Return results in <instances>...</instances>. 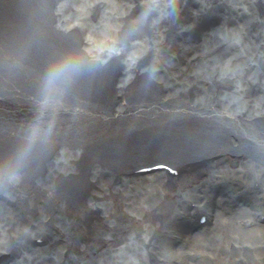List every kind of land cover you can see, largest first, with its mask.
<instances>
[{
	"label": "bare ground",
	"instance_id": "6f19581e",
	"mask_svg": "<svg viewBox=\"0 0 264 264\" xmlns=\"http://www.w3.org/2000/svg\"><path fill=\"white\" fill-rule=\"evenodd\" d=\"M41 2L54 20L52 28L76 47L69 53L125 62L145 58L154 51L166 53L171 67L158 74L173 82L164 90L153 88L155 100L129 103L125 98L127 102L122 104L126 115L120 108L116 110L115 125L122 124L119 129L127 127L137 137L140 132L138 139L127 136V141L118 130L88 127L86 132L97 133L95 139L78 143L64 140L60 143L64 147H58L55 155L51 150L57 148L56 144H47V134L53 129L36 127L32 115L25 113L22 97L14 101L20 99L21 106H15L8 104L6 93L0 95V106L12 109L6 118L30 123L37 134H19L20 139L37 145L39 156L47 158L53 174L62 168L65 171L62 177L55 175L58 178L51 174L40 193L24 183V178L32 184L38 178L15 166L14 162L21 161L0 148V256L3 252L9 256L0 264H264V13L258 11V4H264V0ZM204 39L245 45L246 49L240 51L234 46L215 50L217 56L234 55L229 64L242 60L244 67L210 75H231L234 85L230 81H220L222 86L213 87L186 85L198 79L191 61L176 64L173 53L161 47L177 42L188 57L195 53L193 45ZM256 41H260L257 46L251 43ZM0 65H6L1 51ZM147 67L153 69L155 65ZM133 72L138 75L140 69ZM153 73L154 69L150 75ZM6 75L0 67V82ZM135 82V95L141 96L139 82ZM51 83L49 80L45 86ZM43 86H38L36 94L40 101L50 97ZM0 88L7 94L16 91L5 84ZM65 93L63 90L56 100L57 110L78 116L79 111L65 102ZM171 97L173 100L168 99ZM79 104L86 101L82 98ZM78 117L79 121L89 119L88 115ZM11 131L4 133L10 135ZM99 143L104 151L96 153L93 148ZM159 161L167 163L173 174L161 169L143 172ZM88 162L98 168L103 165L98 175L87 177L95 171ZM8 171L19 175L20 185L6 178ZM68 176L73 177L72 182ZM60 187H69L75 193L69 188L59 191ZM2 196L18 199L22 207L4 203ZM52 202L62 207L57 226L50 230L40 226L35 231L38 236L33 237L34 245L23 246L13 237L17 231L11 228L18 227L23 219L17 210L48 226ZM57 215L55 212L52 216ZM201 215L206 217V224L198 226ZM20 229L26 234L24 228Z\"/></svg>",
	"mask_w": 264,
	"mask_h": 264
},
{
	"label": "water",
	"instance_id": "95a60500",
	"mask_svg": "<svg viewBox=\"0 0 264 264\" xmlns=\"http://www.w3.org/2000/svg\"><path fill=\"white\" fill-rule=\"evenodd\" d=\"M41 1L42 0H0V51L6 61V65H0V67L1 70L7 74L6 79H3L0 84L14 87L16 90L13 94H7V91L4 92L3 88H0V95L6 93L4 97L10 99L8 101L9 105L10 103H14L15 106H21L19 102H21L20 99H23L25 103L22 104L26 107L25 113L27 116L30 114L33 116H31L30 119L37 125L36 127H49L53 129L47 134L50 141L47 140V144L51 146H53L52 144H56L57 146V148L53 146L51 150L53 155L59 153L58 150L60 149L58 147H64V145L60 146V143L64 140L78 143V141H82V139L86 138L88 140L95 139L97 133L86 132V128L88 127L99 128L101 131L105 132L118 130L120 136L127 141L129 140L128 138H132V140H134V138L138 139L140 132H138L139 135L137 137L136 133L128 131L127 127L119 129V127H122V124L115 125V121L117 120L115 112L120 108V112L126 115L124 112L125 108H123L124 105L122 104L124 101L127 102L125 98L130 100L129 103L149 101V98L155 100L156 97H153V88L157 89L158 87L164 90V88L170 87V82L172 83L173 80H165L158 74L159 72L169 70L171 67V64L168 63L165 56L166 53L161 55L154 51L152 55L145 56V58H134L132 62H125L124 59L117 58L102 59L91 54L69 53L70 51L76 50V47L67 41L68 39L65 35L55 30V27L54 29L52 28V22H54V20L49 15L48 11H45L42 7ZM263 8L264 4L260 2L258 4L259 13H264L262 10ZM259 42L260 41L251 43L257 46ZM262 42L264 44V41ZM218 44H223L224 47H220ZM218 44L217 42H210V39L208 41L207 39L201 40L199 43L193 45L195 53H193V55L189 53L187 55L188 57H186L185 51L180 50L182 46H179L180 44L177 42L164 44L161 47H164L166 52L171 51L173 53L178 59L176 64L186 62L187 59L191 61L193 70L197 73L198 79H196V81L187 82L185 83L186 85L194 87H203L204 85L206 87L222 86L223 83H220V81H230V83L234 85L235 78H232L231 75L223 76V78H212L210 75L211 72L214 71L228 73L237 67H244V65L241 64L242 60L241 62L237 61L233 64H229V62L233 60L234 55L228 56L221 53L220 56H217L215 50H227L234 46L240 51V49H246L245 45L241 46L240 43L236 41L229 43L221 42ZM64 62H69V66L61 73L54 74L53 69ZM151 64L156 67L153 68L156 73L152 75L150 74L153 69L147 67ZM246 64H249V62ZM157 65L165 66L167 69L159 71ZM134 69H140L138 75L134 74ZM146 75H148V78L145 79ZM192 76L193 72L190 71L189 77ZM135 77L139 78V80ZM49 80L52 81V83L45 86ZM135 81L139 82L141 96L135 95L136 92H134L133 89V86L136 85ZM43 84V92L49 93L50 97L46 96V98H44L45 101H40L38 100L39 96L36 94L38 92V86H42ZM53 85H55V87H53ZM63 90L68 96L65 102L74 107V110L79 111L78 116L88 115L89 119H87V121H79V117L73 112L67 111L62 114L57 110L55 105L57 103L56 100H58V96ZM144 90L147 91L145 92ZM119 97L121 99L118 101ZM18 98H20L19 102H14L18 101ZM82 98L86 101L85 105L79 104ZM168 99L173 100V97ZM60 102L62 104L64 100ZM6 107L7 106H0V120L2 117L4 118L0 121V135H5L4 137H0L1 152L20 160V163L14 162V164H16L15 166L21 170L25 171L26 169L28 170L27 172L30 171L33 176L38 178V182L35 184H32L27 178H24V183L30 184L34 189L37 188L40 193H43L47 186H42L46 184V179L51 178L53 170L47 167V158L39 156L40 153L38 151L40 150H36L35 148L37 145H32L25 139H20L19 134L25 137H37L35 136L37 134L33 131L34 129L30 128L31 124H19L16 120L6 118L12 110H7ZM126 112L129 113V111ZM123 121L125 122L126 119ZM8 130H12L10 135L4 133ZM15 147H19L21 150L17 151L13 149ZM93 149L96 153L104 151L100 143L97 148ZM1 154L3 155V153ZM103 162L105 163V160ZM88 163L89 166H92L91 170L94 169L95 171L89 173L87 177L94 173L98 175L103 165H100L98 168L97 164L92 162ZM100 163L102 162L100 161ZM160 163L167 164L162 161ZM8 172L9 173H5L7 174L6 178L12 181L11 183H14V185H20L21 183L17 182L19 175L14 174L12 171ZM63 173H65V171L62 168L54 173L53 176L60 175V177H62ZM107 173L110 175V170H108ZM1 176L3 175L0 174V177ZM68 177H71L70 181L72 182L73 177ZM95 180L96 179L92 180L91 184L95 183ZM51 184L56 187V183ZM68 188L69 187H60L59 191L66 192L70 189ZM70 192L75 193L72 189H70ZM37 195L38 192L36 196ZM53 197L55 199L61 198L57 195H53ZM1 198L4 203L13 204L14 208L16 206L17 208L22 207L18 199L15 200L9 196H2ZM52 203L54 204L52 205L54 209L51 210L50 222L48 223L49 227L46 225L45 221L41 222L40 220L35 222L33 218L29 219L25 217V215L28 216V214H24L22 210H20L21 212L17 210L18 214H20L23 219H21L18 227L15 225L14 227L11 226V228L17 231L13 237L20 240L23 246L32 247L34 245L33 237L38 236L35 231H37L40 226H45V230L46 228L50 230L52 227L57 226L56 219L61 214L62 207L57 206L58 202ZM55 212L58 213L57 217L52 216ZM20 228H24L22 230L27 231L26 234L28 237H25L26 234H23Z\"/></svg>",
	"mask_w": 264,
	"mask_h": 264
},
{
	"label": "clouds",
	"instance_id": "9594fccd",
	"mask_svg": "<svg viewBox=\"0 0 264 264\" xmlns=\"http://www.w3.org/2000/svg\"><path fill=\"white\" fill-rule=\"evenodd\" d=\"M68 66H69V62H64L63 64L56 66L53 69V73L54 74H59V73H61Z\"/></svg>",
	"mask_w": 264,
	"mask_h": 264
},
{
	"label": "rangeland",
	"instance_id": "374dc122",
	"mask_svg": "<svg viewBox=\"0 0 264 264\" xmlns=\"http://www.w3.org/2000/svg\"><path fill=\"white\" fill-rule=\"evenodd\" d=\"M2 255H4V252L2 253ZM2 256H0V260H1Z\"/></svg>",
	"mask_w": 264,
	"mask_h": 264
}]
</instances>
